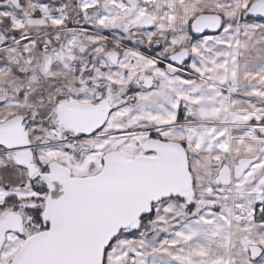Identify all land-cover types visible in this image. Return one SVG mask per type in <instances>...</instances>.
Segmentation results:
<instances>
[{
    "label": "snow or ice",
    "instance_id": "6c2138e0",
    "mask_svg": "<svg viewBox=\"0 0 264 264\" xmlns=\"http://www.w3.org/2000/svg\"><path fill=\"white\" fill-rule=\"evenodd\" d=\"M0 264H264V0H0Z\"/></svg>",
    "mask_w": 264,
    "mask_h": 264
}]
</instances>
